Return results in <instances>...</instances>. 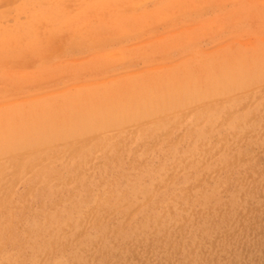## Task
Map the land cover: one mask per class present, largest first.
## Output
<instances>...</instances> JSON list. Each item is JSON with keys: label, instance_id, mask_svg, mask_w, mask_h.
Here are the masks:
<instances>
[{"label": "rangeland", "instance_id": "obj_1", "mask_svg": "<svg viewBox=\"0 0 264 264\" xmlns=\"http://www.w3.org/2000/svg\"><path fill=\"white\" fill-rule=\"evenodd\" d=\"M0 142V264H264V0H0Z\"/></svg>", "mask_w": 264, "mask_h": 264}, {"label": "bare ground", "instance_id": "obj_2", "mask_svg": "<svg viewBox=\"0 0 264 264\" xmlns=\"http://www.w3.org/2000/svg\"><path fill=\"white\" fill-rule=\"evenodd\" d=\"M91 120H92V119H91ZM80 121H81V120H80ZM89 121H90V120H89ZM89 121H87V123H88ZM99 123H100V122H99ZM119 123H120V122H119ZM74 124H75V123H74ZM97 124H98V122H97ZM84 125H85V124H82V125H81V126H82V129H83V126H84ZM89 125H90V124H89ZM98 126H100V125H98ZM26 127H27V126H26ZM30 127H31V126H30ZM30 127H29V128H30ZM33 127H34V126H33ZM39 127H40V126H39ZM72 127H73V126H72ZM78 127H80V126H78ZM84 127H86V126H84ZM87 127H88V125H87ZM101 127H102V126H101ZM40 128H42V127H40ZM47 128H48V127H47ZM59 128H60V127H59ZM59 128H58V129H59ZM61 128H63V126H62ZM110 128H111V126H110ZM24 129H25V128H24ZM26 129H27V128H26ZM32 129H33V128H32ZM32 129H31V130H32ZM38 129H39V128H38ZM51 129H52V127H51ZM67 129H69V127H68ZM73 129H74V128H73ZM76 129H77V128H76ZM89 129H91V128L89 127ZM97 129H99V128H97ZM107 129H108V128H107ZM28 130H29V129H28ZM33 130H34V129H33ZM33 130H32V132H33ZM36 130H37V129H36ZM40 130H42V129H40ZM49 130H50V129H49ZM52 130H53V129H52ZM63 130H64V129H63ZM19 131H20V129H19ZM19 131H18V132H19ZM47 131H48V129H47ZM47 131H46V134H47ZM74 131H75V129H74ZM91 131H92V130H91ZM22 132H23V131H22ZM26 132H27V131H26ZM28 132H30V130H29ZM44 132H45V131H44ZM65 132H66V131H65ZM68 132H70V131H68ZM75 132H76V131H75ZM80 132H82V131H80ZM23 133H24V132H23ZM36 133H37V132H36ZM36 133H35V134H36ZM39 133H40V132H39ZM42 133H43V132H42ZM55 133H58V131H55ZM55 133H53V134H55ZM77 133H78V132H77ZM83 133H84V132H83ZM86 133H87V132H86ZM26 134H27V133H26ZM43 134H44V133H43ZM59 134H60V133H59ZM61 134H63V133H61ZM64 134H65V133H64ZM73 134H74V133H73ZM27 135H28V134H27ZM49 135H50V134H49ZM57 135H58V134H57ZM83 135H84V134H83ZM23 136H24V135H23ZM38 136L40 137V135H38ZM46 136H47V135H46ZM46 136H44V137H46ZM51 136H52V132H51L50 137H51ZM60 136H61V135H60ZM63 136H65V135H63ZM63 136H61V137H63ZM73 136H74V135H73ZM78 136H79V134H78ZM5 137H6V135L4 136V138H5ZM8 137H9V136H8ZM25 137H27V136H25ZM28 137H29V136H28ZM48 137H49V136H48ZM54 137H56V134H55ZM61 137H60V138H61ZM69 137H70V135H69ZM2 138H3V137H2ZM6 138H7V137H6ZM58 138H59V137H58ZM71 138H72V135H71ZM71 138H70V139H71ZM14 139H16V137H14ZM14 139H12V140H14ZM22 139H23V137H22ZM43 139L45 140V139H47V138H43ZM51 139H52V138H51ZM64 139H65V138H64ZM5 140H6V139H5ZM12 140H11V141H12ZM57 140H59V139H57ZM57 140H56V141H57ZM65 140H66V139H65ZM6 141H7V140H6ZM9 141H10V140H9ZM9 141H8V142H9ZM11 141H10V142H11ZM18 141H19V140H18ZM39 141H40V140H39ZM54 141H55V139H54ZM61 141H62V139H61ZM25 142H26V141H25ZM50 142H51V141H50ZM57 142H58V141H57ZM0 143H1V142H0ZM47 143H48V140H47ZM52 143H53V142H52ZM6 144H7V142H6ZM8 144H9V143H8ZM13 144H14V142H13ZM43 144H44V143H43ZM0 145H1V144H0ZM36 145H37V144H36ZM44 145H45V144H44ZM44 145H43V146H44ZM51 145H52V144H51ZM51 145H50V146H51ZM86 145H87V144H86ZM5 146H7V145H5ZM13 146H14V145H13ZM15 146H17V145H15ZM46 146H49V145L46 144ZM2 147H3V146H2ZM10 147H11V145H10ZM17 147H19V146H17ZM8 148H9V147H8ZM9 149H10V148H9ZM19 150H20V149H19ZM2 151H3V150H2ZM12 151H13V149H12ZM18 153H19V152H18ZM0 154H1V153H0ZM6 154H7V153H6ZM6 154H5V155H6ZM13 155H14V154H13ZM14 159H15V158H14ZM14 164H15V163H14ZM15 181H16V180H15Z\"/></svg>", "mask_w": 264, "mask_h": 264}]
</instances>
